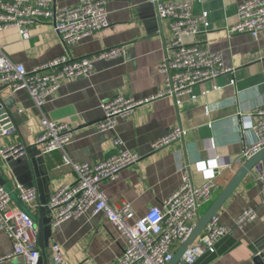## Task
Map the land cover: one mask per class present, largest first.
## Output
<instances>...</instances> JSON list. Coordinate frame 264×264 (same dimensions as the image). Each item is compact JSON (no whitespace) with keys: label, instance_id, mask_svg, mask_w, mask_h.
Here are the masks:
<instances>
[{"label":"crops","instance_id":"crops-1","mask_svg":"<svg viewBox=\"0 0 264 264\" xmlns=\"http://www.w3.org/2000/svg\"><path fill=\"white\" fill-rule=\"evenodd\" d=\"M42 1L62 8L74 7L79 0ZM193 1L195 11H207L211 22L206 34L195 36L196 43L205 50L221 54L224 67L233 72L197 87V97L183 98L179 105L173 98L158 96L164 83L158 66L167 57L173 37L166 21H161V31L147 32V18L141 16L139 9L151 4L150 0H103L108 27L70 46L59 40L47 21L29 25L27 39H22L16 28L1 31L2 51L26 71L64 56L80 60L104 50L121 48V51L115 58L94 63L88 75L64 80L41 112L25 91L0 92L2 100H10L7 106H13L11 111L27 117L26 121L21 118L15 128L9 129L8 135L0 136V147L20 143L29 149L34 146L43 119L67 122L72 133L65 153L75 162H100L114 152L115 138L122 148L140 156L136 165L103 181L100 190L110 204L120 206L126 202L134 215L140 217L180 188L183 168L188 169L190 180L196 186L203 185L219 172L220 187L213 196L215 201L241 167L236 161L240 150L253 140L252 128L256 121L253 112L264 108V33L258 37L248 33L226 34L225 27L234 23L235 10L244 0ZM152 11L154 13V7L145 12ZM231 78L235 80L234 86L228 85ZM118 94L136 101L151 100L120 117L114 132H101L96 127L103 118L101 103ZM175 127L182 128L183 138L152 151L151 144ZM62 155L60 151L42 155L38 164L46 203L52 193L75 181L70 167L57 169L62 164ZM263 170L264 164H257L215 214L223 226L231 228L230 234L215 245L214 253L201 255L193 264H255L251 247L264 238V202L256 183ZM14 171L0 156V175L11 193L12 206L22 208L24 205L15 188L20 185L16 175L29 176L26 161L20 162ZM38 198L31 210L25 207L31 214L37 212ZM210 205L200 209L199 217ZM247 210L254 212V220L235 225ZM53 243L61 246L65 264H115L125 241L107 218L87 213L52 227L51 240L45 250L46 264H52L49 254ZM10 252V241L0 231V264H24L22 257L1 259Z\"/></svg>","mask_w":264,"mask_h":264},{"label":"built area","instance_id":"built-area-1","mask_svg":"<svg viewBox=\"0 0 264 264\" xmlns=\"http://www.w3.org/2000/svg\"><path fill=\"white\" fill-rule=\"evenodd\" d=\"M150 2L154 7L155 18L168 23L173 37L167 48V57L158 66L164 77L159 97L173 98L176 105H179L183 98L195 99L197 87L233 72L224 67L221 54L205 50L195 41V36L206 34L211 29L207 11L196 12L193 0ZM234 18V23L225 27L228 36L248 33L258 37L260 33H264V0H244L235 10ZM45 21L51 25L59 40L65 46H70L79 42L82 37L108 27L107 8L103 0H79L74 7L62 8L42 0H0V32L16 28L20 37L27 39L28 26L43 24ZM120 51L121 48L104 50L80 60L64 56L43 67L26 71L23 65L9 60L0 47V86H7L10 94L25 91L34 107L41 112L64 80L88 75L94 63L115 58ZM228 85H235L234 78L229 79ZM150 100L136 101L118 94L103 101V118L97 123V129L101 132H114L120 117ZM208 113L209 110L205 111V115ZM252 115L256 118L252 128L253 140L240 150L236 160L239 166L264 149V108L255 110ZM10 132L5 131L1 135H8ZM71 133L67 122L43 119L41 131L34 141L42 155H49L53 151L62 152V164L57 169L68 166L75 173L72 184L63 186L48 197L47 207L51 210L52 227H58L69 218L81 217L87 213L102 215L125 241L122 254L115 264H168L176 249L191 235L194 219L200 216V209L213 201V196L220 187L219 172L203 185L196 186L190 180L188 169L183 168L180 188L157 206L136 217L128 203L123 202L120 206L110 204L100 187L103 181L113 179L124 169L136 165L140 156L122 148L121 142L115 138L114 152L100 162H75L65 153ZM183 135L182 128L175 127L153 142L151 149L156 152L170 146L180 141ZM26 151L20 143H12L0 147V156L3 160L15 159L24 156ZM256 183L264 202V170L257 177ZM15 188L20 203L31 210L38 198L36 188L26 189L18 184ZM254 218V212L247 210L235 221V225H243ZM230 230V227L220 223L218 216H213L200 236L184 251L178 264H193L201 255L214 253L215 245L229 235ZM0 231L11 244V252L1 259L14 260L22 257L24 264H38L40 256L35 222L30 219L29 214L12 206L11 193L3 185H0ZM49 256L52 264L66 262L62 248L57 243L51 245Z\"/></svg>","mask_w":264,"mask_h":264},{"label":"water","instance_id":"water-1","mask_svg":"<svg viewBox=\"0 0 264 264\" xmlns=\"http://www.w3.org/2000/svg\"><path fill=\"white\" fill-rule=\"evenodd\" d=\"M152 5H144L139 10H141V16H145L147 18V32L153 33V31H161L159 28L161 27V21L155 18V14L147 13L145 11L152 10ZM144 12V13H143ZM147 13V15L145 14ZM153 16V18H152ZM7 90V86H0V92H4ZM7 104H10V100L4 99L2 100L0 97V130L9 131L12 127L15 128L18 123H20L21 118L26 121L27 117L22 115L16 111H11L13 106L9 107ZM0 131V136H1ZM30 149V150H29ZM27 149L26 154L24 156L19 157L17 160L8 158L5 160V164L7 167L14 171L23 160L26 161L27 167H29V176L21 178L16 175V179L20 185H23L26 189H31L32 187L36 188L38 192V207L37 212L35 214H31L28 210L23 206L20 208L22 211L29 214L30 219L35 222V225L38 229V248H39V262L38 264H46V256L45 250L48 248L50 240H51V232L52 225L50 220L51 210L48 209L47 203L44 200L43 196V184L41 181V171L40 166H38L42 154L40 148L36 145ZM264 164V149L259 153L255 154L236 171L231 180L228 182V185L221 191V193L217 196L218 198L213 201L207 211L203 214L202 217H198L196 223L194 225V229L191 232L189 238L182 243L174 254L172 260L168 264H178L182 255L185 253L184 251L190 247L194 241L200 236L202 230L207 225V223L211 220L213 216L219 211V209L229 200L230 196L237 189V187L241 184V182L245 179L246 175L252 172V170L257 166V164ZM15 172V171H14ZM0 185H4V181L0 175ZM255 257L253 259L255 264H264V238L258 240L251 247Z\"/></svg>","mask_w":264,"mask_h":264},{"label":"rangeland","instance_id":"rangeland-1","mask_svg":"<svg viewBox=\"0 0 264 264\" xmlns=\"http://www.w3.org/2000/svg\"><path fill=\"white\" fill-rule=\"evenodd\" d=\"M6 189L9 190L8 186H6Z\"/></svg>","mask_w":264,"mask_h":264}]
</instances>
